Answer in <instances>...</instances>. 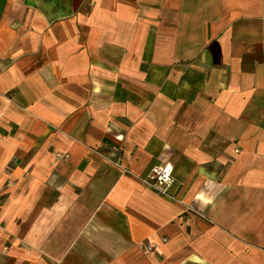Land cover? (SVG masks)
Segmentation results:
<instances>
[{
  "label": "crops",
  "instance_id": "crops-1",
  "mask_svg": "<svg viewBox=\"0 0 264 264\" xmlns=\"http://www.w3.org/2000/svg\"><path fill=\"white\" fill-rule=\"evenodd\" d=\"M0 264H264V0H0Z\"/></svg>",
  "mask_w": 264,
  "mask_h": 264
},
{
  "label": "built area",
  "instance_id": "built-area-1",
  "mask_svg": "<svg viewBox=\"0 0 264 264\" xmlns=\"http://www.w3.org/2000/svg\"><path fill=\"white\" fill-rule=\"evenodd\" d=\"M58 155L65 160L69 158V154L67 152ZM142 182L146 187L153 190L160 196L172 201H178L177 197L173 193V188L177 180L174 174V165L172 162L167 161L153 166L148 174L142 178ZM167 241V238H161L157 242H149L146 248L149 251H155Z\"/></svg>",
  "mask_w": 264,
  "mask_h": 264
}]
</instances>
